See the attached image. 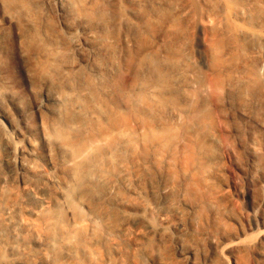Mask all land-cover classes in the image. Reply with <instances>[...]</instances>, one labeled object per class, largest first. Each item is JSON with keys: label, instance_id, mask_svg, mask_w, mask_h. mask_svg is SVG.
I'll use <instances>...</instances> for the list:
<instances>
[{"label": "bare ground", "instance_id": "6f19581e", "mask_svg": "<svg viewBox=\"0 0 264 264\" xmlns=\"http://www.w3.org/2000/svg\"><path fill=\"white\" fill-rule=\"evenodd\" d=\"M189 6L0 0V264L34 249L62 264L85 256L86 244L122 264H172L174 250L191 264L221 259L201 229L200 196L167 170L178 163L182 173H202L220 144L208 122L224 84L203 83L182 50ZM212 41L216 64L223 48L236 50L233 40ZM7 59L25 94L14 89ZM248 60L226 80L246 103L264 97V75ZM254 108L243 105L241 114L257 119L263 107ZM38 155L58 175L40 172ZM68 216L87 224L88 240L66 227Z\"/></svg>", "mask_w": 264, "mask_h": 264}, {"label": "rangeland", "instance_id": "374dc122", "mask_svg": "<svg viewBox=\"0 0 264 264\" xmlns=\"http://www.w3.org/2000/svg\"><path fill=\"white\" fill-rule=\"evenodd\" d=\"M188 2L190 14L182 32V50L190 57L203 83L218 78L224 84L219 109H212L208 122L210 131L219 138L220 144L212 151L213 160L202 173L197 172L194 166L182 173L183 167L178 163L167 170L177 172L181 185L192 190L195 196H200L196 212L201 220V229L210 235L212 248L223 251L221 259L215 264H264V97L247 101L255 106L252 114L263 107L261 115L252 119L241 114V108L248 103L233 96L226 85L233 69L250 64L248 59L251 56L257 60L258 74L264 75V0ZM228 39L234 41L236 50L231 53L223 48L220 51L221 61L214 63L210 58L211 41ZM149 40L145 38L146 42ZM8 41L14 42L11 33ZM127 44L131 45L129 41ZM157 48H160V43ZM11 64V60H5L12 85L25 94L26 82ZM27 100L29 103L31 98L27 97ZM29 122L35 131L39 122L33 113ZM36 162L40 172L48 170L58 175L59 167L47 165L41 155ZM51 191L53 193L55 189ZM129 196L132 198L133 194ZM159 220L162 222L163 218ZM65 225L79 230L88 240L89 229L85 222L68 216ZM84 252L85 256L66 259L62 264H122L119 255L106 258L102 253L91 254L88 244ZM16 264L51 262L44 259L43 250L34 249L31 257L23 258ZM144 264L152 262L145 258ZM172 264H191V261L174 250Z\"/></svg>", "mask_w": 264, "mask_h": 264}]
</instances>
